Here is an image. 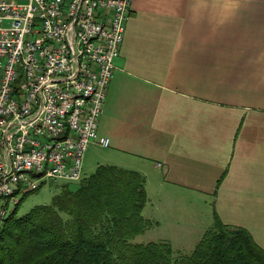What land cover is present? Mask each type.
<instances>
[{"label":"crops","instance_id":"obj_1","mask_svg":"<svg viewBox=\"0 0 264 264\" xmlns=\"http://www.w3.org/2000/svg\"><path fill=\"white\" fill-rule=\"evenodd\" d=\"M113 66L81 177L140 172L149 241L185 251L218 219L264 253V0H131Z\"/></svg>","mask_w":264,"mask_h":264},{"label":"built area","instance_id":"obj_2","mask_svg":"<svg viewBox=\"0 0 264 264\" xmlns=\"http://www.w3.org/2000/svg\"><path fill=\"white\" fill-rule=\"evenodd\" d=\"M130 2L0 0V198L78 180L87 145L108 146L97 123Z\"/></svg>","mask_w":264,"mask_h":264},{"label":"trees","instance_id":"obj_3","mask_svg":"<svg viewBox=\"0 0 264 264\" xmlns=\"http://www.w3.org/2000/svg\"><path fill=\"white\" fill-rule=\"evenodd\" d=\"M20 200L0 217V264H264L246 229L218 219L189 253L164 240L131 241L153 225L141 215L144 176L132 169L99 164L48 204L16 215Z\"/></svg>","mask_w":264,"mask_h":264},{"label":"rangeland","instance_id":"obj_4","mask_svg":"<svg viewBox=\"0 0 264 264\" xmlns=\"http://www.w3.org/2000/svg\"><path fill=\"white\" fill-rule=\"evenodd\" d=\"M20 1V0H17ZM3 26L7 25L6 21H3L2 23ZM103 149L105 148H99L97 145H89V147L86 148L85 154H82L83 157H81L82 162L84 163V157L85 159L91 163L93 159H96V157L101 154H103ZM100 152V153H99ZM93 171V170H92ZM80 175H82L81 172V167H80ZM80 177L78 180L75 181H69V180H47L46 182L41 183L37 188L33 190H26L21 193L15 192L13 198L14 200L11 202V200H7L8 197H2L0 199V209L3 212L2 214L0 213V217H5V215L8 214L13 209L14 204L19 200V204L16 209V215H22L26 213L30 208H32L35 205H40V204H48L52 198V196L60 190V188L63 186L65 188H74L77 184V182L81 179ZM6 204V207L3 206ZM4 214V215H3ZM142 215V214H141ZM148 229V228H147ZM153 235L151 232L146 231V229L143 230V232L135 235L131 241L137 242V243H145L148 242L149 240H152ZM199 240V239H198ZM197 243V242H196ZM195 243V244H196ZM194 244V245H195ZM194 247V246H193ZM193 247L190 249H187L185 251H181L184 253H189ZM172 250L176 252V249Z\"/></svg>","mask_w":264,"mask_h":264},{"label":"bare ground","instance_id":"obj_5","mask_svg":"<svg viewBox=\"0 0 264 264\" xmlns=\"http://www.w3.org/2000/svg\"><path fill=\"white\" fill-rule=\"evenodd\" d=\"M56 141H64V134H56Z\"/></svg>","mask_w":264,"mask_h":264}]
</instances>
